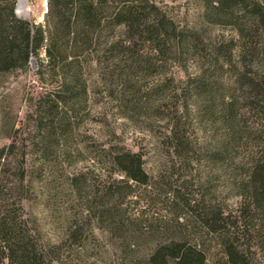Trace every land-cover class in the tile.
<instances>
[{
    "label": "rangeland",
    "instance_id": "1",
    "mask_svg": "<svg viewBox=\"0 0 264 264\" xmlns=\"http://www.w3.org/2000/svg\"><path fill=\"white\" fill-rule=\"evenodd\" d=\"M139 1L145 19L162 17L183 35L181 40L152 50L141 34L126 50H108L102 40L122 35L115 29L103 32L98 61L75 68L80 79L66 116L60 107L46 108L55 81L39 79L35 63L26 71L0 73V147L8 146L14 164L4 183L20 175L21 164L27 173L23 191H4V196L10 207H18L23 195L39 240L73 243L70 252L82 264H116L121 255L117 234L103 231L108 221L98 217L99 203L144 226L169 221L171 207H180L169 201V186L185 198L202 197L219 207L232 206L236 199L229 145L214 153L224 129L218 107L232 92L233 65L238 66L241 40L234 27L240 6L224 8L229 14L224 17L210 7L211 0ZM26 7L27 16L17 15L43 22L47 0H26ZM170 129L185 144L178 157ZM116 147L139 153L147 177L145 187L130 183L131 194L120 206L108 196L114 187L107 188L120 177L107 155ZM80 242L84 250L75 248Z\"/></svg>",
    "mask_w": 264,
    "mask_h": 264
},
{
    "label": "trees",
    "instance_id": "2",
    "mask_svg": "<svg viewBox=\"0 0 264 264\" xmlns=\"http://www.w3.org/2000/svg\"><path fill=\"white\" fill-rule=\"evenodd\" d=\"M210 2L224 17L229 16L224 8L240 6L234 27L241 40L238 66L233 65L232 92L218 107L224 129L214 153L227 151L229 145L231 188L236 199L232 206L219 207L202 197L185 198L179 188L169 186V201L180 207H171L174 214L169 221L144 226L126 221L114 206L99 203L98 217L108 221L103 231L117 234L121 255L116 264H264V0ZM16 3L0 0V73L26 71L34 59L38 78L55 81L47 92L46 108L57 111L60 107L64 116L72 108L71 93L80 79L75 68L81 70V66L98 61L103 32L115 29L122 35L102 40L101 47L108 50H126L141 34L152 50L177 43L183 36L162 17L145 19V7L139 0H47L41 23L18 16ZM66 94H70L67 99ZM168 136L174 142L172 152L177 157L183 154L185 144L180 136L173 129L168 130ZM8 149L0 147V264H82L70 252L73 243L39 240L26 216L23 195L18 207H10L4 191H23L27 173L21 164L20 175L13 177L11 184L4 183L13 175ZM107 155L120 175L109 181L107 188L114 190L108 196L120 206L131 194L126 189L130 183L145 187L147 177L139 153L116 147ZM75 248L84 250L86 245L80 242Z\"/></svg>",
    "mask_w": 264,
    "mask_h": 264
},
{
    "label": "water",
    "instance_id": "3",
    "mask_svg": "<svg viewBox=\"0 0 264 264\" xmlns=\"http://www.w3.org/2000/svg\"><path fill=\"white\" fill-rule=\"evenodd\" d=\"M22 1H25L26 2V0H17V3H16V8H15V11H16V13L17 14H23L21 11H20V4H21V2ZM23 15H25V14H23ZM25 16H27V15H25ZM31 63H32V66H34L35 64V60L34 59H31Z\"/></svg>",
    "mask_w": 264,
    "mask_h": 264
},
{
    "label": "bare ground",
    "instance_id": "4",
    "mask_svg": "<svg viewBox=\"0 0 264 264\" xmlns=\"http://www.w3.org/2000/svg\"><path fill=\"white\" fill-rule=\"evenodd\" d=\"M20 11L25 14V15H28V10H27V7H26V2L25 1H22L21 4H20Z\"/></svg>",
    "mask_w": 264,
    "mask_h": 264
}]
</instances>
